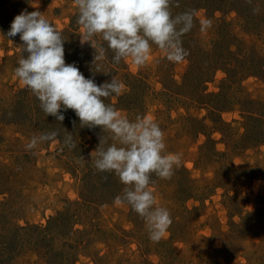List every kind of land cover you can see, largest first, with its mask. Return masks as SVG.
Masks as SVG:
<instances>
[{
	"label": "rangeland",
	"instance_id": "1",
	"mask_svg": "<svg viewBox=\"0 0 264 264\" xmlns=\"http://www.w3.org/2000/svg\"><path fill=\"white\" fill-rule=\"evenodd\" d=\"M2 2L14 19L40 12L62 33L65 53L80 38L74 0ZM255 4L173 0V15L195 14L182 62L153 45L143 66L114 64L107 50L90 67L97 84L111 78L95 72L97 63L122 82L106 104L130 120L150 116L166 153L180 155L170 179L151 177L155 202L172 221L158 242L127 203H115L125 187L119 177L94 167L97 147L107 146L99 138L109 133L79 126L75 148L60 131L63 139L29 150L31 137L59 132L56 119L36 108L0 116L13 121L0 123V264H264V9ZM205 18L212 26L201 31ZM22 49L0 29V98L26 88L14 75Z\"/></svg>",
	"mask_w": 264,
	"mask_h": 264
},
{
	"label": "clouds",
	"instance_id": "2",
	"mask_svg": "<svg viewBox=\"0 0 264 264\" xmlns=\"http://www.w3.org/2000/svg\"><path fill=\"white\" fill-rule=\"evenodd\" d=\"M32 2L38 4L39 0ZM74 4L78 9L76 22L82 26L80 43H89L95 50L92 65L104 60L106 51L111 50L114 64L130 58L133 64L143 66L153 45L169 62H182L188 55L182 37L192 30L195 14L184 11L173 15V0H74ZM199 24L200 30L206 31L212 21L200 19ZM5 36L19 38L22 43L25 57L18 61L14 75L39 100L46 116L62 122L63 113L71 109L81 127L99 126L109 133L99 138L98 146H107L97 147L94 167L119 177L125 187L115 203H127L144 219L149 239L158 242L172 221L168 209L155 202L151 177L170 179L174 167L181 163L179 154L166 153L160 125L147 115L130 120L106 104L105 98L121 94L122 82L111 72L102 71L98 63L95 72L111 74L110 80L100 84L94 77L86 78L75 63H66L62 33L40 12L17 16ZM96 37L106 42L107 49L96 43ZM57 135L52 131L33 136L26 148L35 149ZM64 142L76 147L70 134Z\"/></svg>",
	"mask_w": 264,
	"mask_h": 264
},
{
	"label": "trees",
	"instance_id": "3",
	"mask_svg": "<svg viewBox=\"0 0 264 264\" xmlns=\"http://www.w3.org/2000/svg\"><path fill=\"white\" fill-rule=\"evenodd\" d=\"M2 3H3L2 7L0 6V21H3V19H6V23L3 24L1 22L0 23V29L3 31V34L5 35L7 33V31H9L10 25L14 21V17L12 15H8L7 11H9V10L7 9V7L5 5L7 2H2ZM252 3H256L252 10H254V9L258 10L257 7L258 6L262 7L261 5H263L262 8L264 9V0H252ZM252 15L253 16H260V15H258V13H255V14L252 13ZM256 22H258V20L257 21L252 20V23L257 24ZM261 23L262 22H259L258 25L260 26ZM94 51L95 50L90 46L89 43L81 44L80 38L79 39L74 38V43H73L72 47L70 46V49L68 48V51L65 53V62L75 63L76 66L80 69V71L85 75L86 78L91 77V76L94 77V75L92 74V73H94V71H93L94 69L92 71L90 70V67L92 66L93 57H94ZM263 69H264V67H263ZM24 91L25 92L29 91V89L24 88L18 92L10 93L8 98H0V116L1 117H3V118L8 117L16 111H18L19 113L24 114V116H26L27 113H32L34 108L42 110L40 108L39 100L34 95H32V101H31V99H29V97L27 95H23V96L21 95ZM113 96H116V95L113 94L112 97ZM121 96H123V95H121ZM111 104L114 105V103L112 101H111ZM30 109H32V112H30ZM67 113L72 120H70V121L64 120L62 122L56 120V121H54L55 124L53 126V129L54 130L58 129V131H59L58 137H57L58 139H63L62 134L64 136H67L70 134L72 137V140H73L74 138H76V136H74V135L77 133L78 128H79V126L81 127V125H80L79 118L76 117L73 110H71V109L67 110L66 112L63 113L64 116L67 115ZM3 118H2V120H3ZM2 120L0 118V123H2V124H4V123L9 124V123L13 122V121H10V122L4 121L3 122ZM65 125H67V126L69 125V128H66ZM66 129H67V131H66ZM60 131H62L64 133H62ZM60 133H62V134H60ZM73 136H74V138H73Z\"/></svg>",
	"mask_w": 264,
	"mask_h": 264
}]
</instances>
